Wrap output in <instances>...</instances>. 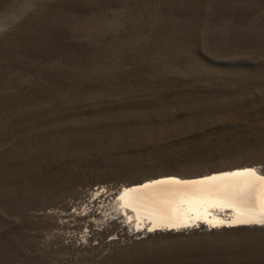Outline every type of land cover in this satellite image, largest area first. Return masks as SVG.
<instances>
[{
  "label": "rangeland",
  "instance_id": "374dc122",
  "mask_svg": "<svg viewBox=\"0 0 264 264\" xmlns=\"http://www.w3.org/2000/svg\"><path fill=\"white\" fill-rule=\"evenodd\" d=\"M264 173V0H0V264H264V226L138 232L110 195Z\"/></svg>",
  "mask_w": 264,
  "mask_h": 264
},
{
  "label": "bare ground",
  "instance_id": "6f19581e",
  "mask_svg": "<svg viewBox=\"0 0 264 264\" xmlns=\"http://www.w3.org/2000/svg\"><path fill=\"white\" fill-rule=\"evenodd\" d=\"M109 198L118 219L138 232L264 226L254 222L264 220V173L250 165L191 178L156 177Z\"/></svg>",
  "mask_w": 264,
  "mask_h": 264
},
{
  "label": "snow or ice",
  "instance_id": "6c2138e0",
  "mask_svg": "<svg viewBox=\"0 0 264 264\" xmlns=\"http://www.w3.org/2000/svg\"><path fill=\"white\" fill-rule=\"evenodd\" d=\"M255 223H258V224H264V220H260V219H257L254 221Z\"/></svg>",
  "mask_w": 264,
  "mask_h": 264
}]
</instances>
